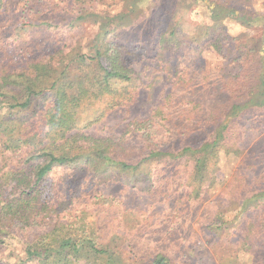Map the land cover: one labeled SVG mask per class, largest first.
<instances>
[{"label": "trees", "instance_id": "16d2710c", "mask_svg": "<svg viewBox=\"0 0 264 264\" xmlns=\"http://www.w3.org/2000/svg\"><path fill=\"white\" fill-rule=\"evenodd\" d=\"M139 1L91 13L92 55L29 47L25 72L0 74V158L27 148L21 167L34 160L10 174L0 166V253L7 237L24 244V256L0 264H264V13L253 0H154L144 15ZM195 6L189 33L180 22ZM227 21L260 34L232 50ZM208 48L237 71L196 63ZM153 74L167 82L146 116L118 134L87 131L116 109L128 114ZM229 155L237 164L225 177ZM110 182L163 211L97 188ZM203 231L227 238L222 252L214 242L196 252Z\"/></svg>", "mask_w": 264, "mask_h": 264}, {"label": "rangeland", "instance_id": "374dc122", "mask_svg": "<svg viewBox=\"0 0 264 264\" xmlns=\"http://www.w3.org/2000/svg\"><path fill=\"white\" fill-rule=\"evenodd\" d=\"M262 0H253V6L264 13ZM88 6L87 13L101 12L108 14L117 13L123 5L122 0H0V35L3 37V50L0 51V74H11L18 71L25 72L27 63L23 57L24 53L30 47L32 51L29 55L36 56L38 52L42 55L55 51L58 47L68 52H79L92 55L95 49V38L98 33L97 23L93 21V16L88 15L80 20H74L78 17L77 11ZM138 5L142 9V14L147 15L154 8V0H141ZM184 11H178L180 14ZM83 13V12H82ZM85 14V12L83 13ZM201 10L198 6L193 7L189 15H183L180 24L187 32H192V22L200 20ZM26 24L21 26V21ZM208 22V21H207ZM227 32L230 36H237V39H229L228 47L234 50V45L239 40H245L246 37L258 36V29L246 28L238 23L227 21ZM136 60V59H135ZM135 65L144 69V74L151 72L148 66L154 64L147 60H136ZM196 63L209 70H218L223 72H236L237 64L232 61L221 59L209 48L204 50L201 55L196 57ZM167 79L163 74H153L146 80L143 89L140 90L137 99L130 105L129 113L126 114L122 108L116 109L106 115L100 124L90 126L87 131L96 136L107 134H118L124 128L127 120L131 118H140L148 114L152 104L159 99V92L166 84ZM27 149V148H26ZM16 152H5L0 158V166L7 174L16 169L30 170V165L34 160L24 163L27 150ZM29 151V150H28ZM32 162V163H31ZM237 164V158L229 155L221 160L220 167L222 173L229 175ZM98 189H103L115 196L121 197L125 203L138 206L145 209L153 205L155 211L161 212L164 205L158 200H150L147 196L138 194L132 189L125 188L116 182H110L106 185H99ZM210 215V210H206ZM208 219V218H206ZM202 241L205 243L198 246L197 253L201 256L206 255L205 249H208L214 242L215 252H222L223 246L227 243L225 236H218L213 232L203 231L201 233ZM4 249L0 253V259L14 262V258L24 256V244L16 237H7L3 244ZM241 260L246 263L247 255L241 254ZM201 262L206 259L201 258Z\"/></svg>", "mask_w": 264, "mask_h": 264}]
</instances>
